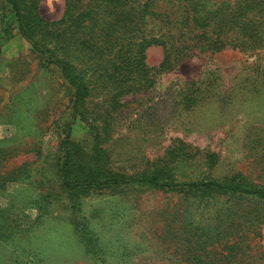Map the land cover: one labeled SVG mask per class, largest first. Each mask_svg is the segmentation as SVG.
I'll return each instance as SVG.
<instances>
[{
	"label": "rangeland",
	"instance_id": "rangeland-1",
	"mask_svg": "<svg viewBox=\"0 0 264 264\" xmlns=\"http://www.w3.org/2000/svg\"><path fill=\"white\" fill-rule=\"evenodd\" d=\"M101 2L82 0L92 25H99ZM64 10L65 0L38 1L46 22ZM91 30L85 41L99 26ZM66 48L57 57L77 69L97 62L90 47L71 41ZM162 59L160 47L145 50L147 67ZM151 77L150 88L123 96L111 114L100 146L110 174L264 187V50L195 54ZM71 100L0 0V213L19 221L0 229V264H264V199L147 184L66 191L59 168ZM70 128L84 151L93 133L103 136L98 91ZM44 194L48 204L39 212Z\"/></svg>",
	"mask_w": 264,
	"mask_h": 264
},
{
	"label": "trees",
	"instance_id": "trees-1",
	"mask_svg": "<svg viewBox=\"0 0 264 264\" xmlns=\"http://www.w3.org/2000/svg\"><path fill=\"white\" fill-rule=\"evenodd\" d=\"M39 0H6L21 37L37 54L40 62L53 66L72 91L71 116L61 142L59 168L62 187L73 193L112 191L130 184H147L158 189H179L200 196L209 193H232L264 199V187L246 188L242 184L214 180L174 182L159 176L125 178L110 174L106 155L100 148L109 135L111 114L128 94L153 85L151 73L173 70L195 54H214L224 49L243 53L264 50V0H102L98 21L92 25L82 0H65V10L57 22L44 21L38 12ZM99 31L91 40L84 33ZM59 31V32H58ZM71 41L91 48L93 63L77 69L58 58L57 51L67 50ZM99 43V44H98ZM48 46L52 48H48ZM162 49L163 59L156 68L145 64V50ZM99 92L101 132L93 133V145L84 151L70 140V127L79 109ZM194 192V193H193ZM39 201L38 211L47 206L48 196ZM0 226H18L19 221L0 213ZM4 227V228H5ZM2 234V233H1ZM1 237H5L4 234ZM4 239V238H1Z\"/></svg>",
	"mask_w": 264,
	"mask_h": 264
}]
</instances>
